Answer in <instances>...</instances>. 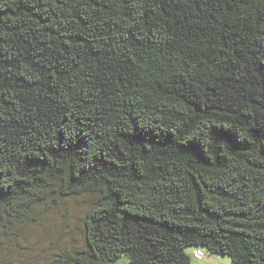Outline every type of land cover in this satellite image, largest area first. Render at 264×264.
I'll list each match as a JSON object with an SVG mask.
<instances>
[{"label":"trees","instance_id":"trees-1","mask_svg":"<svg viewBox=\"0 0 264 264\" xmlns=\"http://www.w3.org/2000/svg\"><path fill=\"white\" fill-rule=\"evenodd\" d=\"M83 195L31 264H264V0H0V237Z\"/></svg>","mask_w":264,"mask_h":264},{"label":"rangeland","instance_id":"rangeland-1","mask_svg":"<svg viewBox=\"0 0 264 264\" xmlns=\"http://www.w3.org/2000/svg\"><path fill=\"white\" fill-rule=\"evenodd\" d=\"M93 195L69 196L59 201L47 198L35 207L37 220L14 228L17 237H0V258L7 264H31L51 258L61 250H71L83 242V217L93 201ZM190 251V253H192ZM231 264L227 256L215 255ZM124 255L116 264H126ZM191 264H218L213 262L199 263L191 258Z\"/></svg>","mask_w":264,"mask_h":264},{"label":"crops","instance_id":"crops-1","mask_svg":"<svg viewBox=\"0 0 264 264\" xmlns=\"http://www.w3.org/2000/svg\"><path fill=\"white\" fill-rule=\"evenodd\" d=\"M192 250H193V252L190 253V251H192ZM196 253H198V254L196 255ZM189 254L191 255V258H192V255H193L194 259H196L199 263H203V262H213V263H216L217 262L218 264H228L224 260H222V261L219 262L216 259V256H215L217 254L210 253L205 248H193V249H190L189 250Z\"/></svg>","mask_w":264,"mask_h":264},{"label":"built area","instance_id":"built-area-1","mask_svg":"<svg viewBox=\"0 0 264 264\" xmlns=\"http://www.w3.org/2000/svg\"><path fill=\"white\" fill-rule=\"evenodd\" d=\"M198 253H196V255H197Z\"/></svg>","mask_w":264,"mask_h":264}]
</instances>
